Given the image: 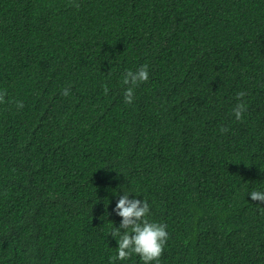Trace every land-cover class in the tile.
Here are the masks:
<instances>
[{"label":"trees","instance_id":"1","mask_svg":"<svg viewBox=\"0 0 264 264\" xmlns=\"http://www.w3.org/2000/svg\"><path fill=\"white\" fill-rule=\"evenodd\" d=\"M0 90V264H109L124 192L159 264H264V0H0Z\"/></svg>","mask_w":264,"mask_h":264},{"label":"clouds","instance_id":"2","mask_svg":"<svg viewBox=\"0 0 264 264\" xmlns=\"http://www.w3.org/2000/svg\"><path fill=\"white\" fill-rule=\"evenodd\" d=\"M73 6L79 7L78 4ZM148 79L147 64L139 66L135 71L126 70L124 72L122 84L128 86L123 93L125 103L131 104L133 102L135 87ZM103 90L105 94L108 93L106 85ZM69 94L70 88L61 90V95L68 96ZM5 96L6 90H0V103L5 102ZM244 96V92L236 93V98L240 102L233 107L232 113L237 120H241L243 113L246 111V104L242 100ZM15 104L18 109L23 108L22 101H16ZM219 131L225 133L228 129L221 126ZM247 194L253 201L264 204V192L253 190ZM113 211L121 217V220L118 227L113 224L108 232V234L116 238L117 242L116 254L109 256V264H115L117 260H126L133 254L138 255L143 264H152V262L159 264V258L164 252V246L169 234L166 231V224L148 219V202L143 199H136L135 196L130 199L129 193L124 192L123 195L119 196Z\"/></svg>","mask_w":264,"mask_h":264}]
</instances>
